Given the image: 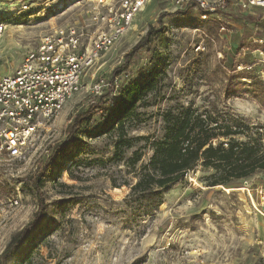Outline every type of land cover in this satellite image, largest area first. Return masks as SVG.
Wrapping results in <instances>:
<instances>
[{
  "label": "rangeland",
  "instance_id": "rangeland-1",
  "mask_svg": "<svg viewBox=\"0 0 264 264\" xmlns=\"http://www.w3.org/2000/svg\"><path fill=\"white\" fill-rule=\"evenodd\" d=\"M26 1L31 8L23 13L18 0H0L6 25L0 35V75H11L50 26L76 20L81 10L74 0H55L48 9L47 0ZM159 17L165 31L113 77L111 99L130 79L147 81L158 74L157 88L137 106V121L128 129L133 145L115 160L113 133L81 136L76 147L58 157L62 167H54L46 180L44 211L29 238L2 259L38 209L21 181L33 176L64 140L73 114L92 102L97 79L109 81L124 54L150 27H159ZM199 43L204 49L196 52ZM81 82V90L39 131L25 158L0 167V264H264V171L211 187L214 171L198 165L162 193V204L148 214L144 202L127 199L124 184L134 182L133 167L144 164L153 172L159 155L151 145L161 137L163 115L169 111L191 106L201 113L214 103L243 119L250 136L260 133L264 145V111L253 95L258 85L264 86V9L239 10L232 0L225 13L202 21L192 7L150 0L136 15L132 31ZM229 83L244 85L226 97ZM235 139L248 141L243 135ZM9 198L18 205L10 207Z\"/></svg>",
  "mask_w": 264,
  "mask_h": 264
},
{
  "label": "trees",
  "instance_id": "trees-1",
  "mask_svg": "<svg viewBox=\"0 0 264 264\" xmlns=\"http://www.w3.org/2000/svg\"><path fill=\"white\" fill-rule=\"evenodd\" d=\"M179 13L175 12L174 16ZM158 22L159 27H150L134 47L124 54L123 61L112 70L109 87L105 93L92 96L91 103L73 114L64 140L53 146L33 176L21 181V189L35 200L38 209L33 220L9 242L1 255L2 259L10 258L15 249L29 238V229L37 224L44 211L42 189L46 180L54 167H62L58 157L76 147L81 136L113 133L116 137L113 153L115 160H120L125 150L133 145V138L128 137V129L137 121V106L157 88L158 74L154 72L147 81L130 79L111 99L113 77L123 72L131 59L139 57L145 49L149 50L153 38L165 31L160 17ZM207 29L208 34H212V28ZM235 78L238 77L230 79ZM243 85L229 83L224 90L225 96L233 95L241 90ZM253 95L264 111V86L258 85ZM209 106L210 109L201 113H196L191 106H187L182 107L184 109L179 113L169 111L163 115V133L151 145L159 155L154 162L153 172L148 165L141 164L137 169L133 167L134 182L124 183L129 187L127 199L132 202H144L145 214L157 210L162 204L161 194L198 165L214 171L208 185L211 187L225 186L264 171L262 135L257 133L256 136H250V127L243 119L223 113L214 103ZM240 135L248 138V141L236 140L235 137ZM214 140L217 141L216 144ZM73 158L74 156L70 161Z\"/></svg>",
  "mask_w": 264,
  "mask_h": 264
},
{
  "label": "built area",
  "instance_id": "built-area-1",
  "mask_svg": "<svg viewBox=\"0 0 264 264\" xmlns=\"http://www.w3.org/2000/svg\"><path fill=\"white\" fill-rule=\"evenodd\" d=\"M54 1L47 0L44 9ZM74 1V6L81 8L77 19L54 23L11 75H0V167L25 158L39 131L81 90L86 72L132 31L136 15L150 0ZM169 1L178 9L192 7L200 11L201 20L207 21L225 13L232 0ZM18 2L20 12L30 10L26 0ZM233 2L239 10L264 9V0ZM4 19L0 17V35L6 30ZM219 29L226 31L223 26ZM258 42L262 44L263 40ZM203 49L202 43L195 47L196 52ZM108 87L107 79L98 78L91 92L98 96ZM8 203L15 207L18 200L9 198Z\"/></svg>",
  "mask_w": 264,
  "mask_h": 264
},
{
  "label": "bare ground",
  "instance_id": "bare-ground-1",
  "mask_svg": "<svg viewBox=\"0 0 264 264\" xmlns=\"http://www.w3.org/2000/svg\"><path fill=\"white\" fill-rule=\"evenodd\" d=\"M146 8V7H145ZM145 8L142 10V12L145 10Z\"/></svg>",
  "mask_w": 264,
  "mask_h": 264
}]
</instances>
